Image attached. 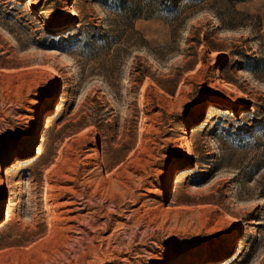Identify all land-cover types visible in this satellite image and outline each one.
I'll list each match as a JSON object with an SVG mask.
<instances>
[{
    "label": "rangeland",
    "instance_id": "obj_1",
    "mask_svg": "<svg viewBox=\"0 0 264 264\" xmlns=\"http://www.w3.org/2000/svg\"><path fill=\"white\" fill-rule=\"evenodd\" d=\"M0 264H264V0H0Z\"/></svg>",
    "mask_w": 264,
    "mask_h": 264
},
{
    "label": "trees",
    "instance_id": "obj_2",
    "mask_svg": "<svg viewBox=\"0 0 264 264\" xmlns=\"http://www.w3.org/2000/svg\"><path fill=\"white\" fill-rule=\"evenodd\" d=\"M242 134H245V135H248V136H251L252 134V130H250V128L247 126L245 127L244 129H242V132H239L238 133V137L241 139V137H243Z\"/></svg>",
    "mask_w": 264,
    "mask_h": 264
},
{
    "label": "bare ground",
    "instance_id": "obj_3",
    "mask_svg": "<svg viewBox=\"0 0 264 264\" xmlns=\"http://www.w3.org/2000/svg\"><path fill=\"white\" fill-rule=\"evenodd\" d=\"M26 5H28V4H26ZM72 6H73V5H72ZM29 8H30V7H29ZM37 15H38V14H37ZM30 49H31V48H30ZM29 53H31V52H29ZM27 54H28V53H27ZM175 183H176V182H175ZM9 201H10V200H9ZM9 201H8V202H9ZM9 205H10V204H9ZM9 207H10V206H9ZM4 209H5V208H4ZM8 212H9L8 209H6V211H5V215H6V216H9V215H8ZM11 238H12V237H11ZM12 239H13V238H12ZM13 242H14V241H13ZM2 247L4 248V245H3ZM8 247H9V246H8ZM9 248H11V245H10ZM4 249H5V248H4ZM7 249H8V248H7ZM7 251H8V250H7Z\"/></svg>",
    "mask_w": 264,
    "mask_h": 264
}]
</instances>
